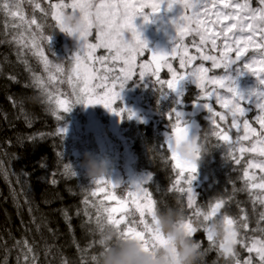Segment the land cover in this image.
<instances>
[{
    "label": "snow or ice",
    "instance_id": "6c2138e0",
    "mask_svg": "<svg viewBox=\"0 0 264 264\" xmlns=\"http://www.w3.org/2000/svg\"><path fill=\"white\" fill-rule=\"evenodd\" d=\"M27 2L32 5L34 13L39 10L44 16L49 14L39 0H27ZM23 3L24 0H0V11L16 21L12 26L18 31L13 36V40L23 48L31 50L33 55L40 59L45 72L48 73V82L51 83L57 79L58 74L64 73L63 65L50 61L41 46L42 41L47 42L52 52L53 35H44V26L38 22L35 15L30 19L25 17ZM259 3L261 7L252 8L250 0H70V3L59 0L58 3L49 4L52 19L56 22L59 32L64 31L61 21L66 9L79 12L85 24V29L80 34L81 44L71 56L73 65L67 78L75 100L54 97L44 88V82L40 77H35V83L44 88L47 95L46 102L53 107L54 114L59 110L64 113L71 112L73 103L86 106L100 104L117 116L123 117L127 113L128 118L131 119L134 113L125 108L117 109L113 105L120 99V94L128 82L134 80L137 75V57L143 56L145 51L150 52L151 60L138 65L140 81H145L149 75L156 77L153 86L160 85L157 90L160 91L161 97H167L168 92H175L181 82L190 80L200 90V95L195 97L193 104H199L209 113L205 118L213 125L212 135L229 146L228 157L239 165L245 153L254 154L253 158L247 161V167L243 171L245 188L241 190L248 191L255 212L256 204L264 206V175L257 180L255 172L249 171V169H259L264 173V159L255 158L257 156L264 158V87H261L264 86V0H259ZM164 4H167L169 11L175 5H179L182 9L181 15L172 21L175 28V42L170 53L154 52L149 49L147 41L142 39V34L134 23L138 16H142L146 23L149 22L150 17L159 13ZM145 9L150 11L146 12ZM93 29L96 33L95 43L89 41ZM126 32L131 33L130 39L125 38ZM191 34L199 36V43L193 42L199 56L190 55L188 46L183 43L184 38ZM208 45L211 46L212 52L218 51L219 55L209 54L206 51ZM101 48L106 49L108 55L96 56L97 49ZM249 52L252 55L249 56ZM52 55L55 56V53L52 52ZM177 57L180 68L186 69L185 72H177L169 62L170 59ZM197 59L211 61L212 69L223 68L224 74L209 76L210 69L203 63L192 67ZM96 63L101 65L102 72L101 69L94 67ZM118 64L120 66L117 70ZM162 66L168 68L171 79L167 81L160 79L159 71ZM189 68L191 70L187 71ZM244 74H250L257 80V86L247 94L239 91L237 85L239 77ZM94 81L98 82L94 83ZM165 86L168 91H164ZM98 89L101 91H97ZM213 98L225 110L224 112H216L213 109L210 103ZM202 100L209 102L201 103ZM245 102L255 104L261 110V115L256 118L260 124V131L252 127L247 119H243L249 110L242 106ZM183 115L175 107L166 113V118L171 123V133L165 134V144L171 153L173 167L179 170V178L173 187L177 192L186 194L188 207L193 208L197 193L192 187V181L196 178L197 163L179 158L173 148V140L177 143L185 140L190 128L197 127L194 123L190 125L185 121ZM229 116L231 125L229 130L225 131L216 118L227 123ZM231 129H236L237 133L242 131V135H237L233 140L229 135ZM60 132L64 134L66 129L61 128ZM244 141H249V146H245ZM236 153L240 156L238 157ZM66 169H70L72 176H77L71 165L66 166ZM150 180L151 175L141 182L129 185L131 190L128 195L134 205V212L129 210L124 200L117 199L112 194H108L105 199L116 200V207L106 205L104 200L93 204L96 209L95 227L100 225L102 219H106L109 224L123 229L124 235L140 240L146 249L166 244L163 235L153 227V213L157 201L145 187ZM181 181L187 185L186 188L180 186ZM91 183L97 186L91 192L93 197L97 193H103L104 186L108 184L113 188L119 186L107 178H100ZM88 203L85 200V204ZM226 203L224 199L218 198L214 203L209 204L208 211L196 207L193 213L195 219H199L204 225L216 220L223 223L222 238H217L211 228L203 227L210 246L217 247L219 253L231 264H253L251 255L253 253L258 258L259 264H264V227L260 226L261 222H264V211L259 212L256 227L251 229L253 235L248 236L250 219L248 213L241 208L238 219L221 214V209ZM117 213H120L119 217ZM135 213L140 216L139 225H142V228L137 227L134 219L129 220V217L134 216ZM89 222H92L90 215ZM121 225L124 227L122 228ZM183 227L190 234L197 232L192 217H188ZM257 232L262 234L261 237L255 235ZM237 244L246 248L250 254L243 262L236 251ZM24 248L26 249L23 253L24 259L28 261L33 249L27 241L24 242ZM32 259L34 260L35 257L33 256Z\"/></svg>",
    "mask_w": 264,
    "mask_h": 264
},
{
    "label": "trees",
    "instance_id": "16d2710c",
    "mask_svg": "<svg viewBox=\"0 0 264 264\" xmlns=\"http://www.w3.org/2000/svg\"><path fill=\"white\" fill-rule=\"evenodd\" d=\"M39 2L45 10H48L47 16L39 10L34 13L32 5L27 0H24L22 8L26 18L30 19L35 15L38 22L43 24L44 35H53L51 49L55 56L52 55L47 42L42 41L41 46L50 61L63 65L64 73L58 74L57 79L51 83L48 82V73L45 72L40 59L33 55L31 50L16 44L11 37L18 31L12 26L16 21L0 11V107L4 105L3 110L0 109V131L4 138L3 145L0 142V150L10 151L9 157L17 156L23 163L20 167L25 174L21 175L20 182L12 186L11 194L18 197L25 196L35 206L31 210L32 219L20 217L19 220L8 203V198L0 200V264H26L24 254L10 255L20 250L25 241L35 247L37 256L45 259L43 264L91 262L90 258L97 250L95 247L97 237L94 231L96 209L93 204L104 200L106 205H114L109 204L105 199L108 194H112L117 199L124 200L129 210L134 212V205L128 195L131 184L124 169L125 149L131 158L129 167L132 172L144 179L151 175V180L145 187L157 201L158 207L182 206L185 216L195 220L193 213L196 207L208 211L210 203L222 198L227 203L221 209V214L238 219L241 215L240 209H245L250 218L247 235H253L251 229L256 227L259 212L264 209L262 205L256 204L253 212V203L248 191L241 190L245 188L243 171L246 161L241 158V163L237 165L228 157L229 146L212 135L213 125L205 118L209 115L207 112H201L195 119L200 141L205 144L209 152L203 154L197 161L196 179L204 178V181L196 189L192 185L197 193L194 207L189 208L186 194L177 192L173 187L179 177L177 169L173 167L171 155L165 148V134L171 133V123L166 118V113L174 107L178 111L190 112L198 92L194 88H189L187 95L179 99L180 108L177 105H166L159 100L160 91L149 84L152 81L151 77L145 82L135 80L126 87L129 95L137 98L140 107L149 113L147 122L139 121L134 116L129 119L125 113L119 122L122 139L120 142L110 134L107 120L100 118V122L105 124L104 132L110 140L112 152L117 159L115 184L119 186L113 188L108 184L104 186L103 193H97L95 197L91 195L97 186L84 175L81 161L85 152H91L98 158L99 156L95 148L86 143L83 135L78 136L80 142H73L60 132L61 128H65L71 122L70 116L58 111L54 114L53 107L46 102L47 95L44 91L46 88L54 97L75 100L72 88L67 82L73 65L71 56L76 51L75 45L72 39L59 32L56 22L52 19L49 4L58 3L59 0H39ZM64 2L70 3V0ZM146 58L143 56L139 61ZM35 77L43 80L44 88L35 83ZM159 77L164 81L170 79L165 73H160ZM145 93L153 95L144 98L142 95ZM79 105L72 104L70 113L73 116H78ZM133 105L122 103L118 108H125L134 113ZM57 116L60 118L58 119ZM217 122L225 131L229 130L228 121L225 123L217 119ZM233 130L231 129L229 135L235 140ZM217 144L220 146L216 147ZM236 155L240 156L239 153ZM3 157L5 156L0 157V163L4 161ZM69 165L77 173L76 177L70 174V169H66ZM109 174L110 172L107 179H110ZM6 183L0 178V189H4ZM180 186L184 187L182 184ZM6 191L9 193L7 188ZM29 192L33 195H28ZM85 200L89 202L87 205ZM89 215L92 222H89ZM132 219L137 222V227L142 228V225H139L138 213L129 217V220ZM260 226L264 227V222H261ZM121 227L123 228L124 225ZM255 235L261 237L262 234L257 232ZM194 239L201 243L204 253L203 264H229L217 247L210 246L203 228L195 232ZM236 251L241 262L250 255L246 248L239 244L236 245ZM251 255L253 264H259L255 254ZM32 257L33 255H29V258ZM39 261L40 259H37L36 263Z\"/></svg>",
    "mask_w": 264,
    "mask_h": 264
},
{
    "label": "rangeland",
    "instance_id": "374dc122",
    "mask_svg": "<svg viewBox=\"0 0 264 264\" xmlns=\"http://www.w3.org/2000/svg\"><path fill=\"white\" fill-rule=\"evenodd\" d=\"M250 2H251L252 8L261 7L259 0H250ZM66 10L70 11L71 9H66ZM145 11L148 12V11H150V9H145ZM161 11L165 12L166 15L159 17L154 21L150 20L147 23L144 21L142 16H138L135 19L134 23L137 27V30L142 34V39L147 41L149 49H151L154 52L158 51V52L169 53V51L172 50V47H173L174 42H175V28L172 24V21L174 19H176L177 17H179V15H181L182 9L179 5H175L173 7V9L171 11H169V10H167V4H164V5H162ZM193 27H194V25H193ZM95 35H96L95 29H93L92 35L89 37V41L91 43L96 42ZM125 38L130 39L131 33L126 32ZM194 41L196 43H199V36H197L195 34H191V35H188L184 38L183 43L188 46L190 55L199 56V53H197L196 48L193 46ZM73 43L75 45L74 41H73ZM219 43L220 42L218 41V44ZM75 50H76V46H75ZM104 51H106V53H104ZM206 51L209 54L219 55L218 51H216V52L211 51L210 45H208V48L206 49ZM95 54H96V56H104V55H108V52L106 49L101 48V49H97ZM250 55H252L251 52H249V56ZM143 56H146L147 58L143 61H139L143 58ZM143 56L137 57V68H136L137 75L133 78L134 80L128 82V84L125 86L124 90L120 94V99L117 100V102L113 105V107L118 109V107L122 103H126L128 106L134 104L132 106V108L134 110L135 119L142 121V122L143 121L147 122V117L149 114L147 112V110L146 111L143 110V108L140 107L139 100L137 98L131 97L129 95V93L126 91V87L128 85H130L132 82H134L135 80L140 82L138 65L151 60V53L150 52L145 51ZM233 56H234V54H233ZM169 62L172 64V67H173V65H176L175 67H173V69L176 70L177 72H185L186 71V69L180 68L178 57L175 58L174 60L170 59ZM201 63H203L206 68L210 69L209 76H212V75L220 76V75L224 74L223 68L212 69L211 61H201L200 59H197L196 61H194L192 67H195ZM119 66L120 65L118 64L117 70H118ZM94 67L101 69V72L103 71L101 65L98 63L94 64ZM190 70H191V68L187 69V71H190ZM160 73H165L171 79V73L169 72L167 67L162 66L160 68V71H159V74ZM149 77H151V79H152V81H150L149 84L151 86H153V82L155 81L156 77L149 75L145 78V81H148ZM145 81H141V82H145ZM97 82L98 81H94V83H97ZM237 85H238L239 91H241L244 94H247V92L249 90H251L257 86V80L254 76H252L250 74H244V75L239 77V79L237 81ZM153 87H156L157 89H159L160 85L156 84ZM261 87H264V86H261ZM189 88H194L198 92V96L200 95V90L198 88H196L195 84H193L190 80H185V81L181 82V84L178 86V88L175 92L169 91L167 97H161V94H160L159 100L163 104L177 105L179 107L180 97L186 96L188 91H189ZM118 90L119 89L117 86V91ZM97 91H101V90L98 89ZM164 91H168L166 86L164 87ZM221 91H223V90H221ZM152 95L153 94L145 93L142 95V97L149 98ZM204 102H209V101H203V100L201 101V103H204ZM210 103L212 104V107L216 112H224L225 111L223 108H221L219 106V104L216 103L214 98L210 101ZM191 106H192V109L190 112H185L184 110H179V111L184 114L183 119L185 121H187L190 125L194 123L197 126V123L195 120L196 117L201 112H207V111L203 110L199 106V104H195V105L192 104ZM242 106L249 109L246 112L245 117L243 119H247L249 121V123L252 125V127L256 128L257 131H260V124L258 123L256 118L261 115V110L259 108H257L255 106V104H248L247 102H245ZM58 112L64 113L62 110H59ZM67 114L70 116L71 122L64 128V129H66V132L64 133V135L66 137H68L73 142H80V139L78 138V136L83 135V139L86 141V143L89 146H93L95 148L99 158H102L105 156L108 157L110 160L109 178L115 184V181H117V173H116L117 168H118L117 159H116L114 153L112 152V145L110 143V140L104 132L103 126L105 124H102L100 122V118L107 120L108 130H109L110 134L112 135V137L115 140L121 142L122 139H121L120 132H119V122H120L121 116H117L116 114L110 112L104 106H102L100 104L87 105V106L84 104H80L78 106V116H73L70 112H68ZM216 119L219 120L218 117ZM227 121H228L229 125H231V117L230 116L228 117ZM81 126L83 127V129ZM193 131H194V129L190 128V132H193ZM233 131H235L234 132L235 138L237 137V135H242V131L240 133H237L236 129H234ZM243 143L245 146H249V144H250L249 141H244ZM125 152H124V155H125L124 169H125L126 176L128 177V179L130 181V184L143 181L144 178H140L132 172L131 168L129 167V163L131 161V158H130L126 149H125ZM170 155H171V153H170ZM253 156H254L253 153H245L243 155L242 159L246 161L245 162V168L247 167V161L249 159H252ZM255 158L256 159H264V158H261L258 156ZM249 171L255 172L257 180H259V178L262 175H264V173H261L259 169H249ZM177 172H179L178 169H177ZM195 175H197V172ZM203 181H204V178H201L200 180L195 178L192 181V185L196 189V188L201 186ZM181 184L184 187H187V185L183 181H181ZM130 201H131V198H130ZM108 203L114 204V205H112V207L117 206V203L114 200H111V201L108 200ZM262 207L264 209V206H262ZM119 215H120V213H117V217H119ZM148 219L150 221V217H148ZM228 262H229V264H231L230 261H228Z\"/></svg>",
    "mask_w": 264,
    "mask_h": 264
},
{
    "label": "clouds",
    "instance_id": "9594fccd",
    "mask_svg": "<svg viewBox=\"0 0 264 264\" xmlns=\"http://www.w3.org/2000/svg\"><path fill=\"white\" fill-rule=\"evenodd\" d=\"M61 23L64 29L62 33L72 39L78 48L81 44L80 34L85 29L79 12L65 10ZM192 128L195 131L192 134L189 132L185 140L179 143L173 140V148L179 158L197 163L209 149L200 141L199 130ZM81 168L91 181L106 178L110 160L106 156L98 158L91 152H85ZM153 219V227L163 235L167 243L150 249H146L140 240L124 235L123 229H118L102 219L100 225L94 229L97 250L90 258L91 264H203L201 243L194 239L195 233L190 234L183 227L188 217L185 216L182 206L162 208L156 205ZM193 226L197 231L207 226L215 232L217 238L223 236L224 226L219 220L204 225L199 219H195Z\"/></svg>",
    "mask_w": 264,
    "mask_h": 264
},
{
    "label": "bare ground",
    "instance_id": "6f19581e",
    "mask_svg": "<svg viewBox=\"0 0 264 264\" xmlns=\"http://www.w3.org/2000/svg\"><path fill=\"white\" fill-rule=\"evenodd\" d=\"M14 35H15V32L12 34L11 37L13 38ZM3 108H4V105L2 104L0 109L3 110ZM1 133L2 132L0 131V142L3 145L2 141L4 140V138L1 135ZM8 154H10V151L0 150V157L2 155L5 156V157H3L4 161L0 163V178H1V180H4L7 182L5 184L4 189H0V195H1L0 200L3 201L6 197L8 198L7 201L10 204V206L12 207V209L15 212V215L17 216L18 219L20 217H23V219L24 218L32 219L31 210H33V208L35 207L33 202H31L25 196L18 197L14 194H11L13 191L12 186L15 183L21 181L20 178H21V175L23 174V170L20 167V165L22 163L21 158H19L17 156L9 157ZM6 188L8 189L9 193H7ZM32 192H29L28 195L31 194V196H32L33 195ZM50 208H52V206H50ZM32 224H35V222H32ZM27 244L33 249V252L30 255H33L35 257V259L33 260L32 258H29L28 261H26V264H43L45 259L42 256H37L35 254L36 253L35 247L30 242L27 241ZM21 246H22V248L20 250L13 252L10 255L11 256L22 255L26 251V249L24 248V242L22 243ZM95 247H97V246H95ZM49 258H51L50 254H49ZM37 259H40L39 263H36ZM57 262H58V259H57ZM81 264H91V262L90 261H84Z\"/></svg>",
    "mask_w": 264,
    "mask_h": 264
},
{
    "label": "water",
    "instance_id": "95a60500",
    "mask_svg": "<svg viewBox=\"0 0 264 264\" xmlns=\"http://www.w3.org/2000/svg\"><path fill=\"white\" fill-rule=\"evenodd\" d=\"M165 15H166L165 12L160 11V12L157 13L156 15L150 17V19H151L152 21H154V20H156L157 18L162 17V16H165ZM170 52H171V50L169 51V53H170ZM171 60H174V59H171ZM165 147H166V149H167V145H166V144H165ZM167 150H168V149H167Z\"/></svg>",
    "mask_w": 264,
    "mask_h": 264
},
{
    "label": "flooded vegetation",
    "instance_id": "af4514ba",
    "mask_svg": "<svg viewBox=\"0 0 264 264\" xmlns=\"http://www.w3.org/2000/svg\"><path fill=\"white\" fill-rule=\"evenodd\" d=\"M196 130H198V128H197V127H196ZM194 131H195V130H194ZM194 131H193V132H194ZM193 132H190V134H192Z\"/></svg>",
    "mask_w": 264,
    "mask_h": 264
}]
</instances>
